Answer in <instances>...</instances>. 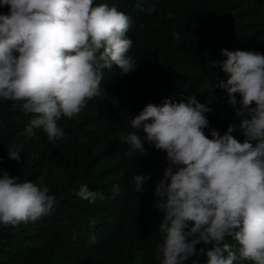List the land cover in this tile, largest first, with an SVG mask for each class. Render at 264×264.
Returning a JSON list of instances; mask_svg holds the SVG:
<instances>
[{
	"label": "clouds",
	"instance_id": "1",
	"mask_svg": "<svg viewBox=\"0 0 264 264\" xmlns=\"http://www.w3.org/2000/svg\"><path fill=\"white\" fill-rule=\"evenodd\" d=\"M0 101H19L29 115L27 141L43 131L49 141L63 138L58 121L79 114L98 96L103 70L137 67L126 33L129 14L115 4L94 0H0ZM179 38L178 32L172 33ZM209 61L223 72L212 88L224 89L238 116L220 133L209 126L213 111L195 93L149 102L121 134L126 155H144L145 143L165 153L155 182L153 207L161 214L156 245L159 264H264V53L220 49ZM239 95V99L237 98ZM237 128L241 135H234ZM207 129V134L206 130ZM7 148L21 161L24 142ZM133 187L144 189L150 173H133ZM120 190L113 184V193ZM75 195L94 203L103 192L81 183ZM48 185L0 172V224L16 225L48 215L56 205ZM91 219L90 224H95ZM234 241L235 243H231ZM94 242L96 235L89 233Z\"/></svg>",
	"mask_w": 264,
	"mask_h": 264
},
{
	"label": "trees",
	"instance_id": "2",
	"mask_svg": "<svg viewBox=\"0 0 264 264\" xmlns=\"http://www.w3.org/2000/svg\"><path fill=\"white\" fill-rule=\"evenodd\" d=\"M106 2L132 18L126 35L133 41L129 54L137 67L126 74L116 65L103 70L99 95L76 116L58 121L63 138L49 141L38 129L25 141L21 133L30 114L19 101H0V172L46 184L57 200L51 213L35 221L0 224V264H159L161 214L153 201L165 153L145 143L144 155L125 154L128 146L120 136L133 130L131 116L149 102L195 93L213 109L206 113L209 126L223 133L228 123L239 124L226 90L212 88L223 72L209 61L224 58L222 47L264 53V0ZM234 135H241L239 128ZM19 142L24 150L16 161L7 156L6 147ZM135 172L150 173L141 192L133 187ZM81 183L103 192L105 199L89 203L76 196ZM113 184L119 185L118 193ZM89 233L96 235L94 242ZM198 259L203 264L205 258Z\"/></svg>",
	"mask_w": 264,
	"mask_h": 264
}]
</instances>
